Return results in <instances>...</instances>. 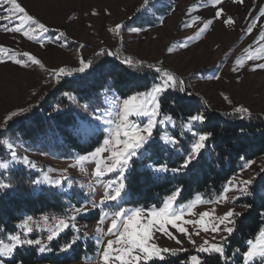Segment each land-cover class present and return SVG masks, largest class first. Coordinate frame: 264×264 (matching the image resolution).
I'll list each match as a JSON object with an SVG mask.
<instances>
[{"label": "rangeland", "instance_id": "obj_1", "mask_svg": "<svg viewBox=\"0 0 264 264\" xmlns=\"http://www.w3.org/2000/svg\"><path fill=\"white\" fill-rule=\"evenodd\" d=\"M20 2L31 15L45 23L53 31L48 33L43 41H28L20 33L3 30L4 25L14 26L13 21H0V45L18 53L30 52L39 58L49 71H45L37 65L21 67L11 61L0 63V125L4 124L6 116L12 111L22 108L27 110L26 114L8 121L6 130L15 120L24 119L26 122H30L36 115V111L40 110L42 106L48 103L53 104L50 102L53 97H56L55 101L59 100L57 92L62 82L86 75L81 73L67 77L61 84H57L50 77L51 69L62 66H78L81 57L86 60L92 59L95 66V61L102 60L100 56L104 55L101 54L102 49L118 53L119 58L109 56L115 61L121 62L125 56H130L136 61H143L145 65L143 68L147 69L151 75L155 74L156 77L157 74L154 70L148 69L147 64H154L170 70L178 78L184 80L189 97L197 98L203 102L207 110L214 114L245 120L249 117L241 119L238 115L233 114L235 106L243 105L251 111V117L259 118L264 122V70L253 71L252 61H246L244 67L238 68L236 71L232 70L237 68L236 61L238 59L247 56L248 53L244 51L246 48L255 55L262 46L254 42L257 41L260 31L264 30V17L260 18L250 35L246 34V29L251 23V18L258 16L259 10L264 8V0H244L242 4L234 3L233 0H223L219 7L223 8L225 18L231 16L234 19V25L226 26L221 20L215 19L213 25L200 36H195V33L202 26V21L213 19L216 10L205 3V0H152L147 13L137 11L143 0H20ZM93 11L96 15L92 14ZM2 15H6V13L0 9V16ZM197 16L201 18L200 21L196 20ZM161 20H163L162 24ZM117 23L125 25L120 36L109 31ZM186 25H191V27H186ZM137 28L142 30L132 31ZM56 29L65 32L67 39L57 40ZM189 37L195 38L191 40L188 47H181L180 45ZM42 44L43 46H41ZM250 45L251 48H249ZM99 56L100 58H98ZM214 76H218L219 79H213ZM225 95L229 97L231 104L224 99ZM183 96L189 99L188 95L183 94ZM111 97L107 98L111 99ZM77 105V102L73 103V106L81 111ZM160 127L165 126H159L157 129ZM157 129H154V132ZM10 142L13 145L12 150H15L21 158L27 156L36 164V168L11 162V159L10 167L25 168V172L36 179H43L45 174L54 180L67 177L61 188H55L48 184L40 186L55 188L68 196H77L72 199L70 204L72 206L79 207L88 203V206L91 207V202L98 204L104 193L106 181L115 179V174H108L98 180L93 175L96 165L91 162L85 164L83 169L79 166L70 167L76 163V157L85 154L71 153L65 156L51 152V147L48 145L46 149L42 148L39 151L35 150L34 146L25 144L22 139ZM7 150L11 151L8 148ZM134 160L139 163L138 167L141 169L144 168V164H153L151 160H146V162L136 158ZM169 162L165 161L164 163L170 167ZM252 162L254 163L240 171L231 181L252 179L253 182L262 174L264 158ZM155 166L153 164V167ZM131 167L133 169L134 163ZM169 173L171 172L158 175H168ZM182 193L183 191L178 199L179 204L192 201L198 194L205 199L212 200L218 196L216 194L206 197L197 193L192 198L183 201ZM228 195L230 197L237 196L238 199L227 204H200L194 209L196 215L186 218L198 219L199 213L206 210L211 211L213 208H215L214 215L217 216L223 215L229 208L242 213L243 208L236 202L243 196L240 197L238 193L234 192H229ZM161 202L148 207L135 206L134 203L127 200L126 191L119 206L126 209L148 210L153 206H160ZM115 210L116 205L110 203L104 205L102 209L97 208L89 211L76 218L75 223L78 231L71 229L61 234L58 238L62 240L60 248H63L72 239L78 238L71 250L63 252V258L70 260L68 264H93L94 261L98 264L102 247L96 243V237L100 235L97 233V227L104 229L105 234L101 236V240L102 244H106L107 240L112 238L106 233L111 223L110 214ZM105 212L109 213V217L102 225H99L98 222ZM70 214L71 209L68 207L60 217L48 216L51 218L48 223L44 222L43 217L33 218L36 223L30 225L33 227V232L29 234L28 238L40 239L47 244V235L56 220L66 218ZM205 219L208 222V218ZM24 220L18 224L17 233L23 232L20 225ZM186 227L189 232L195 231L191 225ZM169 230L182 241L180 245L160 233H156L155 242L160 247L183 248L186 251H181L176 256L167 255L164 261L156 259L150 264H184L191 255L197 254L194 246L189 243L186 237L177 233L175 229H171L170 226ZM85 234L87 235L85 236ZM9 236L0 238V241L10 242ZM58 239H54L50 246ZM193 239L198 246L205 239L210 242H218L220 237L217 236L213 241L211 233L201 232L199 236L193 235ZM25 247L29 246L23 248ZM32 247L38 248V246ZM14 256L0 258V260L3 261V264H12ZM252 264H261V262L259 259H254Z\"/></svg>", "mask_w": 264, "mask_h": 264}, {"label": "snow or ice", "instance_id": "obj_2", "mask_svg": "<svg viewBox=\"0 0 264 264\" xmlns=\"http://www.w3.org/2000/svg\"><path fill=\"white\" fill-rule=\"evenodd\" d=\"M233 2L242 4L244 0H233ZM151 3L152 0H143L137 11L147 13ZM205 3L216 9L214 18L202 21V26L197 30L195 36H200L206 32L213 25L215 19L221 20L226 26L234 25V19L231 16L225 18L223 8L219 7L223 3V0H205ZM0 9L6 13V15L0 16V21L14 22V26L12 27L4 25L3 30L20 33L28 41H43L47 34L53 31L45 23L31 15L20 0H0ZM92 14L96 15L95 11ZM261 17H264V8L259 10L258 16L251 18V23L246 29V34L250 35L252 33ZM196 20L200 21L201 18L197 16ZM16 21L18 23H15ZM160 23L162 24L163 20ZM124 27L125 25L122 23H117L109 31L120 36ZM186 27H191V25H186ZM141 30L139 28L132 29V31L136 32ZM55 32L57 33V40L67 39L65 32L59 29H56ZM194 38H186L180 46L188 47ZM254 43L262 45L258 49L257 54L253 55L246 48L244 51L248 53L247 56L236 61L237 68L232 69L233 71L244 67L246 61L253 62V71L257 69L264 70V30L260 31L257 41ZM251 47L250 45L249 48ZM101 54L119 58L118 53L104 49L101 50ZM8 61L21 67L37 65L45 71H49L45 68L42 61L30 52L18 53L13 49L0 45V63ZM121 63L128 68H132L133 66L145 67L143 61H136L130 56H125L121 60ZM146 67L154 70L157 74L156 82L146 90L127 96L113 93L111 99L105 96L104 100L99 101L98 107L92 108L89 111L92 102H94L93 98L89 103L77 105L81 109L80 113H76L75 115L71 113L63 114V119L67 124L65 131L69 139L76 136L77 138L84 139L88 147H91L92 144L100 145L95 147L93 151L76 157V163L70 165V167L79 166L83 169L85 164L89 162L94 163L96 167L93 170V175L98 180L103 179L108 174H115V179H109L104 184L105 190L99 203L91 202V207L88 206V203L82 204L79 207L70 205L71 214L67 215L66 218H58L56 220L55 225L49 230V234L47 235V244L40 239L28 238L29 234L33 232V227L30 225L36 223L33 217H28L20 225L23 229L22 233L10 235L8 237L10 242L8 243L0 241V258H12L15 251L24 246H38L39 253L50 252L52 251L50 244L54 239H58L66 230L76 229L75 221L78 216L97 208L102 209L106 204L114 203L116 210L110 214L111 223L106 233V235L112 238L108 239L106 244H102L101 240V236L105 234L104 229L99 226L97 227V233L100 235L96 237V243L102 247V251L99 253L98 264H150V262L156 259L164 261L167 255L176 256L179 252L186 251L183 248L170 249L160 247L155 242L156 233H160L168 239L175 241L177 245L182 243L169 230V226L171 229H175L177 233L186 237L189 243L194 246L197 253L196 255H191L189 260L185 261L184 264H204L203 257L199 254L216 256L217 259H222L224 264H228L229 256L226 253L228 237L235 231L236 218L241 213L229 208L223 215L217 216L214 215L215 208H213L211 211L206 210L199 213L198 219H187L186 217L196 215L194 209L200 204H227L238 199L237 196L230 197L228 195L229 192L238 193L240 197L251 195L250 186L252 179L230 180L214 200L205 199L198 194L192 201L179 204L178 199L182 188L178 187L158 207L153 206L151 209L145 210L142 208L126 209L119 206L124 199L128 177L133 172L131 165L135 162L134 158L141 161H153V164L156 165L155 167H153V164H144L143 167L145 171L152 172L156 178H159L158 174L161 173L171 172L176 174L191 171L189 166L195 167L200 162L203 150L207 146L206 142L211 136V133L196 130L197 125L204 123L206 116L199 112L190 115L184 128L186 132L191 134L192 139L190 144L186 145L182 150L184 154L182 155L181 163L176 167H169L167 163L160 162L159 155L161 152L168 150L166 148L167 145L172 146V151L181 152L177 147L179 142L176 138L167 135H154V129H157L159 126H174L172 117L162 114L160 98L170 89L184 95H189V93L185 87L184 80L178 78L170 70L154 64H147ZM101 68L102 66L100 65L94 66L92 59L86 60L81 57L78 61V66H62L51 69L50 77L57 84H61L67 77L81 73L88 76L99 73L102 78L103 75L107 74V70L101 72ZM212 78L219 79L218 76ZM120 87H125V85H120ZM63 95L73 103L78 101V97L71 92H65ZM224 99L231 104L228 96L225 95ZM176 102L178 101L173 100V103ZM26 112L27 110L22 108L12 111L7 115L4 124L0 125V133L6 130L8 121H12L13 118L24 115ZM233 114L238 115L241 119L251 117V111L243 105L235 106ZM0 144L6 145L11 150V162L20 163L33 169L36 168V164L27 156L21 158L15 150H12L13 145L8 139L0 137ZM251 163L254 162H246L241 170H245ZM9 167V162H0V169L6 171ZM66 179L67 177H62L61 179L54 180L48 174H45L43 179L34 180L33 185L36 186V191H39V186L42 184L61 188L63 181ZM12 187L10 183L0 182V193L8 191ZM243 207L251 208L252 205L245 204ZM261 215L264 216V213H261ZM108 217L109 213L105 212L98 222L99 225H102ZM205 218H208V222H206ZM50 219L48 216L43 217L45 223H48ZM187 225H191L195 231L189 232L186 227ZM76 230L78 231V229ZM201 232L205 234L211 233L213 241L216 240L217 236L220 239L218 242H210L205 239L202 244L197 246L193 235L199 236ZM77 240L78 238H74L67 242L61 248V251L68 252L71 250L73 245L77 243ZM246 243L247 250L242 254L243 264H252L254 259H259L261 264H264V227H261L258 234L253 239L247 240ZM236 252L239 253L240 250L237 249ZM0 264H3L2 260H0ZM93 264H96V262L94 261Z\"/></svg>", "mask_w": 264, "mask_h": 264}, {"label": "trees", "instance_id": "obj_3", "mask_svg": "<svg viewBox=\"0 0 264 264\" xmlns=\"http://www.w3.org/2000/svg\"><path fill=\"white\" fill-rule=\"evenodd\" d=\"M100 56L102 60L94 63L95 66H102L101 72L107 70L106 75L102 78L99 73L78 76L75 80L62 82L57 92L59 100L55 101L56 97H53L50 101L53 104L42 106L30 122L24 119L13 121L9 129L0 133V137L9 141L22 139L25 144L34 146L35 150L46 149L48 145L51 147V152L65 156L71 153L86 154L98 147L99 144L88 147L84 139L76 136L69 139L66 135L67 124L63 114L75 115L81 111L75 108L63 93L71 92L78 97L77 103L81 105L89 103L94 98L90 108L92 109L98 107L99 101L104 100L105 96H112L113 93L127 96L144 91L156 82L155 74L151 75L143 67L128 68L108 55ZM173 100L178 102L173 103ZM160 103L162 114L171 116L174 126L160 127L154 135H167L178 139L177 147L181 150V152L172 151V146L167 145L168 150L159 155L161 163L170 161V167H176L181 163L184 154L182 150L192 139L191 134L184 128L190 115L197 112L204 114L206 120L203 124L197 125L196 130L211 133V136L206 142L207 146L203 150L200 162L195 167L189 166L191 171L169 173L156 178L152 172L139 168V163L134 162L126 191L127 200L135 206L148 207L159 204L165 196L178 187L182 188L183 201L197 193L206 197L219 194L227 183L242 171L246 162L264 158V122L261 119L251 117L240 120L214 114L197 98L187 99L182 93L171 89L163 94ZM10 159L6 145L0 144V162H9ZM25 170L16 166L9 167L6 171L0 169V182L10 183L13 186L12 189L0 193V238L17 233L18 224L25 218L60 217L66 212L72 199L77 197L68 196L47 186H39V191H36V186L33 185L36 177L27 174ZM250 192L251 195L243 196L236 202L243 208V212L236 218L235 231L228 237L226 245L228 264H242V254L247 250L246 241L253 239L259 229L264 227V216L261 215L264 213V171L253 180ZM245 204H250L252 207L245 208L243 207ZM61 242V239L54 241L50 246L52 251L45 253H39L36 247H20L16 250L14 261L11 263L68 264L70 260L63 258ZM237 249L240 250L239 253L236 252ZM202 257L204 264H224V261L217 259L216 256L203 254Z\"/></svg>", "mask_w": 264, "mask_h": 264}]
</instances>
